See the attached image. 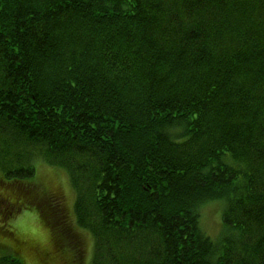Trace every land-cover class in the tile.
I'll list each match as a JSON object with an SVG mask.
<instances>
[{
  "label": "trees",
  "instance_id": "16d2710c",
  "mask_svg": "<svg viewBox=\"0 0 264 264\" xmlns=\"http://www.w3.org/2000/svg\"><path fill=\"white\" fill-rule=\"evenodd\" d=\"M37 154L90 264H264V0H0V175L55 223L51 257L68 216Z\"/></svg>",
  "mask_w": 264,
  "mask_h": 264
},
{
  "label": "rangeland",
  "instance_id": "374dc122",
  "mask_svg": "<svg viewBox=\"0 0 264 264\" xmlns=\"http://www.w3.org/2000/svg\"><path fill=\"white\" fill-rule=\"evenodd\" d=\"M36 156L33 177L40 182L38 184L40 189L45 191L53 189L59 193L58 196L62 202L57 203L56 211H61L62 215L65 213L68 217H58L56 225H60L61 228H58L64 237L68 234V243L62 246L56 254L48 257L45 251L52 248L51 226L54 227L55 223L50 221V226L48 222H45L40 213L44 211V208L37 207V204L35 207L33 203H37L35 194L32 195L34 200L29 197L25 198L29 202L27 200L25 203L20 202L19 198L13 201L12 197L15 196V191H11L9 184L14 180L4 179L0 175V200L3 199V203H0V256L9 250L13 256L22 260V264H90L93 257L94 240L90 232L75 220L73 210L75 193L70 185L66 170L48 164L45 160L40 159L38 154ZM32 182L36 183L34 179ZM38 200L40 199L38 198ZM12 206L14 208L10 210ZM221 209L220 202H211L201 208V226L205 232L214 236L218 233ZM7 224L11 225L12 233L4 229ZM7 242L14 244V249L5 250Z\"/></svg>",
  "mask_w": 264,
  "mask_h": 264
}]
</instances>
